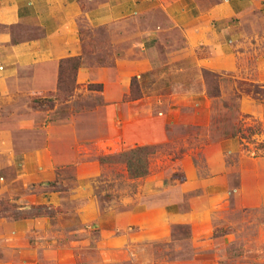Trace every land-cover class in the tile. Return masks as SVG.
Wrapping results in <instances>:
<instances>
[{
  "label": "rangeland",
  "instance_id": "rangeland-1",
  "mask_svg": "<svg viewBox=\"0 0 264 264\" xmlns=\"http://www.w3.org/2000/svg\"><path fill=\"white\" fill-rule=\"evenodd\" d=\"M92 2L99 13L94 22L79 19L80 55L82 66L101 73L81 83L70 75L65 99L55 91L60 61L71 55L51 79L47 65L20 66L7 47L0 52V216L60 219L69 241L76 223L83 247L93 249L82 252L83 263L97 259L94 248L111 231L141 240L130 243L128 264H264V0ZM1 22L0 32L16 42L25 26ZM30 26L33 37L46 34ZM144 144L156 146L145 180L129 177L118 159L99 161ZM218 160L227 168L219 173L228 175L224 198L186 191V164L205 173ZM89 188L101 215L81 222L76 209ZM48 190L64 201L24 200L34 191L41 202ZM127 196L156 210L189 199L215 203L203 230L209 235L193 242L181 224L173 239L160 238L161 229L144 240L139 234L148 230L116 219L128 209Z\"/></svg>",
  "mask_w": 264,
  "mask_h": 264
},
{
  "label": "crops",
  "instance_id": "crops-1",
  "mask_svg": "<svg viewBox=\"0 0 264 264\" xmlns=\"http://www.w3.org/2000/svg\"><path fill=\"white\" fill-rule=\"evenodd\" d=\"M1 3L2 12L6 17H0V21H3L1 23L12 26L23 25L25 27L22 31H19L16 42L13 41V33L0 32V52L5 53L4 49L7 47L9 49L7 56L11 57L13 63L20 64V66L47 65L48 67L43 71L51 79L56 76L61 58L67 55L77 56L82 54L81 45L79 44L81 38L78 34L79 19L84 18L94 22L99 13L95 10L96 3L92 0H1ZM2 12H0V16ZM32 24L37 25L39 31L42 27L46 29V34L41 35V38L33 37L30 26ZM100 73L101 71H95L91 67L83 65L78 71V83L91 81L98 77ZM105 79H103V82ZM107 79L112 83L113 79L110 80L109 77ZM100 80L102 79L100 78ZM116 91H118L117 93L123 92L119 85ZM25 124H27L26 126L31 125L29 123ZM49 160L53 161L52 163H57L63 159L59 156H51ZM217 163L218 165L215 168L208 161L205 173L197 170L192 161L186 164V167H184L187 176L186 191L200 188L197 190L198 193L203 194V196L207 193L211 202L218 200L220 197L224 198L228 190V175L219 173L222 171L227 172L225 171L227 168L223 161L218 160ZM219 163H222V165H219ZM89 176H96V173L83 174L81 177ZM147 177L138 179L145 180ZM243 178L246 179V177ZM45 188L43 189L45 190ZM91 189L89 188L91 191L89 194L91 195L85 200V204L76 209L81 222L96 220L101 215V207L92 196L95 191ZM246 190L245 182L242 180L241 187L238 189L240 198L243 197ZM154 191L156 190L154 189ZM35 193L34 191L25 193V197H23L27 204H30L31 201L29 200H34L38 204L43 202L59 206L64 201V198L61 201L60 191L48 190L42 192L41 202L36 195H33ZM139 196L141 195L139 194ZM141 197L136 201L127 196L128 209L121 214L119 213L116 219L124 220L130 225H141L142 228L139 226L138 229L141 228L143 231L148 230L145 231L146 234H139L143 237H141L142 239L145 240L149 235H153L161 229L163 234L160 238L169 237L168 240L173 239V227L181 224L190 226L193 236L189 239L193 242H202L203 235L206 234L204 237L209 235L204 233L203 230L205 226H208V221L216 210L215 203L197 206L193 199H189L184 202L175 201L164 210H156V206L151 207L142 202ZM200 198V196H197L196 200H200ZM261 198L264 201V196ZM61 224H63V221L60 219L55 220L47 216L27 218L0 216V264H128L127 261L132 256L130 243L141 241H138V237L132 236L130 233L114 236L115 234L112 235L111 231L102 232L98 247L94 248L97 259L92 256L93 262L83 263L81 261L82 252H85L83 254H89L92 253L93 249L83 247V244H86L85 239L80 238L82 234H79V231L75 229L78 226L76 223H74L73 231L70 233L74 240L62 239L61 237L64 234L58 231Z\"/></svg>",
  "mask_w": 264,
  "mask_h": 264
},
{
  "label": "trees",
  "instance_id": "trees-1",
  "mask_svg": "<svg viewBox=\"0 0 264 264\" xmlns=\"http://www.w3.org/2000/svg\"><path fill=\"white\" fill-rule=\"evenodd\" d=\"M82 66V55L71 56L63 58L59 65L58 85L55 91V97L58 99H65L67 95L71 94L72 90L71 77L77 76L79 69ZM63 94V95H62ZM156 151V146L141 145L135 146L127 151H123L115 156L99 157L102 164L108 161L117 160L126 165L128 175L131 178L145 177L149 174V156Z\"/></svg>",
  "mask_w": 264,
  "mask_h": 264
}]
</instances>
